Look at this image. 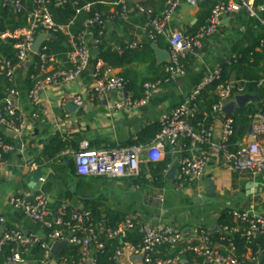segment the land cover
Returning a JSON list of instances; mask_svg holds the SVG:
<instances>
[{
  "label": "crops",
  "instance_id": "crops-1",
  "mask_svg": "<svg viewBox=\"0 0 264 264\" xmlns=\"http://www.w3.org/2000/svg\"><path fill=\"white\" fill-rule=\"evenodd\" d=\"M120 1L109 5L110 16L105 18L103 40L95 43L89 33L88 45L93 57L90 71L81 79L42 91L38 94L36 104H31L28 99L27 72L34 64V57L30 56L16 73L13 87L19 92V98L15 106L26 120V125L21 137L0 127V133L9 139L5 145L14 149L5 154V165L0 168V215L6 219L5 229L33 234L45 240V231L26 218L21 210L10 205L11 198L32 202L39 194L46 198L54 214L62 205H67L71 211L85 213L88 205L94 204L106 225L117 226L131 219L152 227L171 226L182 231L201 229L214 238L220 234L223 227L220 221L224 215L230 223H233L230 217L232 212L264 218V176L234 172L223 166L215 155L210 157L204 178L192 186L187 185L178 171L173 181L165 179L167 172L178 161V155L172 151L169 155L166 153L162 160L169 156L170 164L163 174L161 187L155 185L152 172L148 169L149 163L145 161L141 163L140 172L135 177L110 179L80 177L75 173L74 154L151 145L155 139L149 141L153 132L151 130L158 126L159 119L182 105L215 69L242 62L238 64L239 72L230 76V84L253 83L264 77V52L256 47L264 32L246 12L222 18L217 33L205 40L201 48L189 54L183 62L185 74L167 81L164 72L167 63L158 65L151 46L168 53V43L163 37L154 43L149 41L145 30L147 19L136 9L137 5L144 6L151 9L154 15H160L166 4L160 7L157 3L159 0H133V3L123 0L127 12L123 17H115L122 10ZM247 1L255 7L264 4V0ZM202 19L203 12L199 6L181 4L170 28L187 34L199 26ZM63 33L69 35L67 29ZM68 44L70 46V40ZM134 44L138 48L130 50L129 47ZM147 47L151 52L146 50ZM108 50L123 58L121 66L111 68L102 61L95 62L99 53ZM244 59L247 62H243ZM51 60L49 71L55 65L64 66L58 64L54 57ZM98 64L103 72L124 77L131 85V90L126 91L128 99L133 101L144 96L142 100L134 101L136 107L116 109L117 103L124 99L122 92L90 98L94 85L92 74ZM38 77L43 75L39 73ZM148 85H155V88L149 90L146 96ZM262 90L264 88H260ZM71 96L82 97L85 100L84 108L79 109L74 105L76 109L68 110ZM257 101L248 104L249 108H255ZM225 118L228 116L221 110L210 127L215 141L221 139ZM143 132L149 133L139 143L137 139ZM250 132L251 123L245 129L238 126L235 133L241 136V140L237 144L250 143ZM258 141L264 147V138ZM36 172H41L42 176L37 183H33L32 174ZM140 178L143 180L138 184L136 180ZM122 244L124 247L127 245ZM183 250L179 246L161 248L155 258L172 260V264H202L200 259L184 254ZM91 252L94 253L93 250ZM245 254L254 256L251 248ZM173 255L176 256L171 258ZM89 261L86 264H90ZM133 262L143 264L140 260ZM117 264H126V261L123 259Z\"/></svg>",
  "mask_w": 264,
  "mask_h": 264
},
{
  "label": "built area",
  "instance_id": "built-area-1",
  "mask_svg": "<svg viewBox=\"0 0 264 264\" xmlns=\"http://www.w3.org/2000/svg\"><path fill=\"white\" fill-rule=\"evenodd\" d=\"M7 1L10 4V0ZM35 1L37 7L29 17L27 27L2 37L16 41L17 63L14 65L11 62L0 61V67L6 70V77L13 84L16 72L26 64L28 58L30 56L39 58V72L43 77L28 93L31 104H36L40 92L61 84H72L90 71L93 55L88 45L90 36L88 30L97 25L101 28L99 35L103 36L105 29L103 15L95 14L86 22L85 32L77 39L70 38L71 51L66 56L65 65L61 67L55 65L49 71L48 67L52 60L47 55V48L43 45L37 55L32 54L31 48L39 35H49L58 30L63 32L65 28H56L44 8L46 0ZM207 1L170 0L160 15H154L151 9L137 5L136 9L139 14L147 19L145 30L149 41L154 43L159 37H163L168 43L169 62L164 67L167 81L185 74L183 62L189 54L200 49L205 40L217 33L222 18L244 11L264 32V5L255 7L247 0H224L212 10L205 25L193 34H184L170 28L174 15L181 4L198 7ZM73 2L75 3L76 0ZM119 5L122 10L120 13H116L115 17H123L127 12L123 0ZM13 7L17 13L21 12L19 2L13 4ZM89 10L90 6L87 5L84 11L89 12ZM112 18L114 17L112 16ZM95 43L97 42L95 41ZM137 48L136 44L129 47L130 50ZM262 49H264V37L260 39L257 47V50ZM221 74V69H215L202 80L182 105L159 119L160 132L151 145L74 154L75 173L80 177L110 179L123 176L135 177L139 174L143 161L159 163L164 159L167 149H169L178 155L179 175L189 186L204 178L212 155L220 159L223 166L234 172L264 176V147L258 141L259 138H264L263 113L257 112L251 116L250 138L252 142L250 143L231 144V139L234 136L231 118H225L223 121L222 136L219 141L213 139L210 129L206 130L199 124L196 126L192 124L195 118V102L204 90L220 80ZM92 77L94 85L90 95L91 99L110 93H121L127 85V81L122 77L111 76L103 72L99 64L95 67ZM154 86H146V96H148L149 90L155 88ZM256 87L264 88V77ZM215 94L218 99L217 104L212 108L215 116L221 112L226 103L237 96L244 95L242 87H235L233 84L219 85ZM18 98L19 92L16 88L12 87L7 91L3 113H0V127L21 137L26 120L20 116L18 108L15 106ZM69 102L79 109L84 108L85 105V100L79 96H71ZM136 105L137 103L126 98L117 103L116 109L124 110L134 108ZM32 117L35 118L36 115H32ZM13 150L12 147L5 145L0 137V168L5 165V154ZM10 205L21 210L26 218L38 224L45 231V240H41L33 234L26 235L19 231L5 229L6 219L0 215V259L4 257L5 249H8L9 252L5 257V264H23L22 255L36 247H39L42 252L40 264H67L68 260L61 256L57 261H54L51 253L53 245L66 240L69 247L77 249L80 257L78 264H86L88 259L90 264H97V253L104 249V244L100 241L102 235H105L108 241H123L135 230H138L142 237L141 243L138 245L127 244L125 247L118 248L113 256L114 261L125 259L126 264H134V260H140L143 264H172V260L156 259L155 255L158 250L184 246V250L200 259L202 264H261L258 260L259 253L253 254L252 257L237 253L236 237L244 240L246 245H251L264 236V218L251 217L246 213H230L233 225L221 228V237L217 245L205 230L182 231L171 226L152 227L148 224L136 223L131 219L125 220L114 230L106 231L101 225H94L90 213L71 211L67 205L60 206L54 214L50 210L46 198L41 194L37 195L32 202L11 198ZM92 245L96 251L93 254L91 252ZM89 256L91 257L89 258Z\"/></svg>",
  "mask_w": 264,
  "mask_h": 264
},
{
  "label": "trees",
  "instance_id": "trees-1",
  "mask_svg": "<svg viewBox=\"0 0 264 264\" xmlns=\"http://www.w3.org/2000/svg\"><path fill=\"white\" fill-rule=\"evenodd\" d=\"M119 0H76L74 3L73 0H46L44 4V8L47 13L50 15L53 23L56 28L63 27L67 29L69 35H65L62 31L51 32L50 39L45 42L44 47L47 48L48 57H54L57 59L58 64L65 65L66 56L71 51L69 46L70 38L77 39L83 32L86 31L85 24L88 20H90L95 14L103 15V20L106 17H109L110 4L116 3ZM170 0H159L157 3L160 4V7H164V5ZM224 0H208L204 4L199 5L203 12L202 23L195 27L191 32L187 34L195 33L199 28L205 25L206 21L209 19L212 10ZM10 4L7 0H0V61L11 62L12 64H16V55L17 50L15 49L16 41L10 38L1 39L2 36L6 34H12L14 31L22 28H26L29 22V17L34 12L37 7V3L35 0H10ZM19 2L21 6V12L17 13L14 10L13 4ZM89 5V12H85L84 8ZM128 7H133L131 4H127ZM264 5V4H262ZM144 7V6H143ZM119 7L117 8V11ZM101 28L97 25L91 27L88 32L91 35V38L96 42H101L103 40V36L99 35ZM264 37V36H263ZM262 37V38H263ZM160 38V37H159ZM260 38V39H262ZM259 39V41H260ZM157 41V40H156ZM256 43V47H258V43ZM147 51L151 50L149 47L146 49ZM264 52V49H262ZM256 56V55H255ZM34 57V64L28 69L27 72V84L29 86V91L34 87L37 81L42 80V77H38L39 75V67L38 62L39 58L37 56ZM95 58V57H94ZM255 58V57H254ZM122 57L111 50L101 52L95 58V62L102 61L104 64L111 68H116L122 65ZM243 62H247L245 59ZM242 62L238 63L241 64ZM238 64H231L229 66L221 68L222 74L221 78L214 85L208 87L204 90L197 101L195 102V118L192 121V124L196 126V124L201 125L203 129L209 130L216 116L212 112V108L215 104H217V97L215 94L216 88L222 84H230V76L234 73H238L240 68ZM59 66V65H56ZM19 72V70L17 71ZM16 72V73H17ZM263 78V77H262ZM123 79H125L123 77ZM260 80L247 84L245 83H235L233 84L235 87H242L243 94L256 95L258 97V104L255 108H249L250 105L245 107L244 109L237 110L233 115L229 116L233 120V129L234 136L231 139V144L235 145L237 142L241 140V136L236 134L237 127H242L245 129L248 124L251 123V116L254 113L261 112L264 114V91H260V89L256 87L257 83ZM131 85L127 82V85L124 90L130 91ZM13 87V84L9 82L6 77V70L0 67V113H3L4 109V101L6 99L7 91ZM144 98L139 97L133 100L140 101ZM252 105V104H251ZM249 108V109H248ZM153 131L150 134V140H153L157 134L160 132V126H158L151 130ZM149 132H143L139 135L137 142L140 143L142 137H144ZM2 140L4 143L8 144L7 135L0 133ZM6 141V142H5ZM167 154H170V150L167 149ZM6 157V156H5ZM4 157V158H5ZM170 164L169 156L166 159L159 163H149L148 169L152 172V177L154 179V183L157 187H161L164 182V172L168 168ZM137 179L136 182L138 184L143 180ZM86 213H90L91 219L94 225H101L106 231L114 230L117 226L106 225L103 223V220L100 217L99 209L94 204H89L87 207ZM220 225L222 226H232L233 223L228 222V218L226 215L220 221ZM121 224V223H120ZM119 224V225H120ZM214 241L219 240L221 234H218L217 237L211 236ZM218 239V240H216ZM100 241L104 244L103 251L97 253V264H117L116 261L113 260V256L115 251L118 248L122 247V243L130 244V245H138L142 241V237L139 234L138 230L132 231L127 238L122 242L118 240L108 241L105 235L100 237ZM235 245L237 247V253L239 255H243L247 252L248 248H251L252 253H259V262L264 264V236L259 238L256 242L251 245H246L244 240H241L239 237L235 238ZM183 249L184 246H179ZM92 250L95 251L94 245H92ZM4 257L0 259L1 264H5V257L9 254L8 249L4 250ZM184 254L189 255V252L183 250ZM191 255V254H190ZM173 255L171 258L175 257ZM61 257H64L68 260L67 264H78L80 257L78 255L77 249L69 247L65 249ZM22 259L24 262H33L34 264H40L42 261V252L39 247L34 248L27 255H22Z\"/></svg>",
  "mask_w": 264,
  "mask_h": 264
},
{
  "label": "water",
  "instance_id": "water-1",
  "mask_svg": "<svg viewBox=\"0 0 264 264\" xmlns=\"http://www.w3.org/2000/svg\"><path fill=\"white\" fill-rule=\"evenodd\" d=\"M130 3H133V0H128ZM50 38V36L46 35V34H41L39 35L32 48H31V52L34 55H37L41 49V47L45 44V42ZM151 49L154 51L156 58H157V63L158 65H163L165 63L169 62V53L161 51L159 49H157L154 45L151 46ZM123 95H124V99L127 98V93L126 90L122 91ZM257 97L255 96H251V95H241V96H237L235 97L233 100L229 101L222 109V113L226 116H231L233 115L237 110L240 109H244L248 104L257 101ZM67 109L68 110H73L76 109V107L72 104L69 103L67 104ZM252 142V141H251ZM178 162H176L171 169L167 172L165 179L167 181H173L174 177L177 174L178 171ZM42 173L41 172H36L32 174V181L33 183H37L40 179H41ZM69 248V244L68 241H64L61 243H57L55 245H53L52 249H51V253L53 255V259L54 261H57L59 259V257L61 256L62 252Z\"/></svg>",
  "mask_w": 264,
  "mask_h": 264
}]
</instances>
